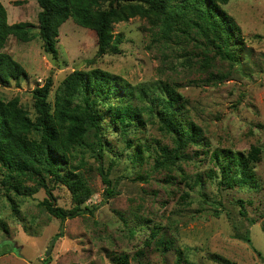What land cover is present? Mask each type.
Masks as SVG:
<instances>
[{"label": "rangeland", "instance_id": "1", "mask_svg": "<svg viewBox=\"0 0 264 264\" xmlns=\"http://www.w3.org/2000/svg\"><path fill=\"white\" fill-rule=\"evenodd\" d=\"M0 1L7 9L9 24L28 21L37 32L40 7L36 0ZM223 8L239 25L245 42L242 51L238 48L242 63L234 68L219 57L208 66L192 39L185 38L183 45L157 41L158 28L140 17L114 24V32L125 37L121 52L97 58L95 31L69 19L60 28L57 61L44 51L39 37L21 42L10 36L4 50L27 74L16 81L0 82V97L18 98L34 115L33 90L51 76L49 100L54 103L57 88L75 70L101 69L136 88L172 82L184 96L188 117L202 128L212 153L216 149L244 153L255 146L262 149L254 168L258 186L225 188L219 183V165L203 151L208 147L195 144L186 149L190 158L170 169L171 175L166 169L157 171L152 155L158 145L174 146L171 135L156 123L131 133L127 139L134 145L141 140L150 147L141 162L132 159L125 136L111 126L104 130L112 148L105 166L112 165L110 178L118 193L94 214L61 221L42 210L46 192L40 189L30 197L13 195L20 209L16 216L0 183V264H42L48 257L49 264H115L112 253H127L130 264H138L136 253L143 248L148 264H219L212 259L214 255L231 264H264V0H230ZM186 50L189 55L185 57ZM219 71L229 76L222 81L212 78ZM115 155L119 160H114ZM88 159L91 167L83 171L94 190L88 204L94 206L104 199L106 185L94 157ZM198 176L203 180L200 185L194 183ZM54 195L58 206L73 208L67 187L56 186ZM240 201L245 215L240 214ZM145 224L162 226V233L183 251L188 262H178L175 250L163 254L148 249L144 241L150 237V228ZM61 230L62 236L56 238ZM239 232L248 233L251 241L237 238ZM52 240L55 243L47 257Z\"/></svg>", "mask_w": 264, "mask_h": 264}, {"label": "trees", "instance_id": "2", "mask_svg": "<svg viewBox=\"0 0 264 264\" xmlns=\"http://www.w3.org/2000/svg\"><path fill=\"white\" fill-rule=\"evenodd\" d=\"M36 1L40 7L36 33L31 22L9 24L7 9L0 1V82L16 81L27 74L22 64L4 50L10 36L21 42L39 37L44 51L57 61L60 28L69 19L95 31L97 58L121 52L120 45L125 37L123 33L114 32V24L140 17L148 19L154 28H158L157 41L166 45L173 41L183 45L185 38L197 42L195 45L201 50L208 66H211L215 57L228 62L233 68L242 63L238 48L242 51L245 42L240 27L223 8L230 0ZM15 3L22 4V1ZM188 55L186 50L183 56ZM228 76L229 73L219 71L212 78L222 81ZM161 84L157 87L136 88L119 76L101 69L75 70L57 88L54 103L49 100L53 87L51 76L43 86L33 90L34 115L18 98L4 100L0 97V183L7 191L15 215L18 216L20 209L13 195L30 197L40 189L46 192V197L40 203L42 210L61 221L94 214L101 204L117 195L116 186H113L110 178L109 166L112 165L105 166V157L112 148L104 130L111 126L125 136L128 154L132 159L138 158L141 162H145V151L150 147L144 146L141 140L134 145L127 139L131 133L140 131L148 123H156L161 130L171 135L174 146L158 145L152 155L155 161L153 167L157 171L166 169L171 175L170 169H175L190 158L186 149L195 144L208 147L203 151L207 158L219 165V183L225 188L258 186L254 168L261 160L262 149L255 146L248 153L216 149L212 153L209 143L204 141L202 128L189 119L185 99L178 86L169 81ZM92 157L106 185L104 199L94 206L88 204L94 190L89 185L90 177L83 171L90 166L88 158ZM114 160H119V155H115ZM202 181V177L198 176L194 183L200 185ZM58 185L70 191L73 208L64 209L56 204L54 189ZM240 202V214L245 215L244 202ZM149 228L150 237L144 241L148 249L153 248L163 254L175 250L178 262H188L183 251L162 233V226L155 224ZM62 234L61 230L56 238ZM236 237L251 241L248 233L239 232ZM143 249L136 253L138 264H148L144 261ZM110 257L115 264H130V255L127 253H112ZM212 259L219 264H231L215 255ZM50 262L51 257H48L42 264Z\"/></svg>", "mask_w": 264, "mask_h": 264}, {"label": "water", "instance_id": "3", "mask_svg": "<svg viewBox=\"0 0 264 264\" xmlns=\"http://www.w3.org/2000/svg\"><path fill=\"white\" fill-rule=\"evenodd\" d=\"M54 243H55V240H52V241H51V244H50V247L48 248V250H47V252H46L47 257L50 255V252H51V249H52Z\"/></svg>", "mask_w": 264, "mask_h": 264}]
</instances>
